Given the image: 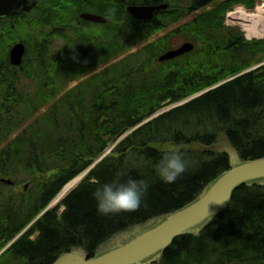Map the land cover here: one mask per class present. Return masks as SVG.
Instances as JSON below:
<instances>
[{
    "label": "trees",
    "instance_id": "trees-1",
    "mask_svg": "<svg viewBox=\"0 0 264 264\" xmlns=\"http://www.w3.org/2000/svg\"><path fill=\"white\" fill-rule=\"evenodd\" d=\"M80 1L81 10L74 6L67 12L69 22L78 26L68 25L71 44L56 54L45 49L50 54L45 56L40 51L35 60V68L41 71L39 79H31L35 91H24L16 72L7 82L11 69L0 66V86L7 85L0 87V142L10 139L0 152V176H14L20 182L25 172L33 190L40 185L30 195L11 192L0 196V250L34 221L69 181L135 129L115 144L112 153L97 163L59 206L45 211L15 240L5 252L10 258L4 257L0 264H51L77 246H84L93 256L113 234L191 202L230 167L226 154L181 151L185 172L174 183H164L155 165L165 152L173 150L170 142L210 144L226 129L243 158L264 155V64L235 76L264 62V38L248 39L240 27L223 25L225 13L236 4L254 10L262 0H225L98 72H94L98 67L162 30L167 19L171 23L182 16L171 13L172 0ZM162 1L169 8L153 20H137L126 10L128 3ZM215 1L180 4L186 5L184 14H191ZM83 10L96 11L110 20L105 24L85 21L79 16ZM17 27L21 25L13 28ZM180 38L192 41L195 48L159 62L158 57L175 47L172 44ZM27 44L30 46L28 40ZM5 49L0 43V53L5 54ZM73 51L79 54V62L71 58ZM228 76L235 77L151 118L161 108ZM49 172L52 175L43 176V182L36 179ZM128 177L148 184L141 206L112 216L98 214L92 192L104 182ZM62 206L65 209L59 212ZM34 233L36 238L31 237ZM160 264H264V186H240L199 236L177 237Z\"/></svg>",
    "mask_w": 264,
    "mask_h": 264
},
{
    "label": "water",
    "instance_id": "water-1",
    "mask_svg": "<svg viewBox=\"0 0 264 264\" xmlns=\"http://www.w3.org/2000/svg\"><path fill=\"white\" fill-rule=\"evenodd\" d=\"M38 1L0 0V17L29 12ZM168 7L169 4L166 2L129 4L127 11L136 19L151 20L159 11ZM81 17L99 23L108 21L105 16L90 12H83ZM194 47L195 44L192 41H186L179 47L164 52L158 59L160 62L170 61L189 53ZM25 53V43H16L10 51V63L20 66ZM185 102L174 104L169 108ZM157 115L159 113L154 116ZM169 146L179 152L226 154L230 167L210 181L191 202L174 211L152 217L143 223L133 224L113 234L97 247L93 256H89L84 246H77L60 254L51 264H160L164 252L177 237L185 234L199 236L201 231L228 205L240 186H264V155L252 159L243 158L239 147L229 139L226 129L220 131L216 140L210 144L201 141L181 144L170 142ZM104 157L105 155H102L98 158L94 165ZM1 182L14 183L9 178H2Z\"/></svg>",
    "mask_w": 264,
    "mask_h": 264
},
{
    "label": "rangeland",
    "instance_id": "rangeland-1",
    "mask_svg": "<svg viewBox=\"0 0 264 264\" xmlns=\"http://www.w3.org/2000/svg\"><path fill=\"white\" fill-rule=\"evenodd\" d=\"M142 1H144V0H142ZM173 1L175 3H173ZM184 1H188V0H172V6L170 7V8H174V11L171 13H175L176 15L177 14L181 15L182 18H179L176 22L169 23L171 20H170V18L167 19L169 17V15H168V17H165V20L167 19L166 21H168V23L165 25V27L162 30H160L158 33L154 34L152 37H150L145 42H142L141 44L132 47L124 55L106 63L103 66L98 67L94 72L100 71L101 68H103V67H108L109 65L113 64L114 62H116L120 58L124 57L125 55L129 54L130 52H135V51L139 50L140 48H142L143 46L164 37L165 35L172 32L173 30L180 28L184 24L190 22L192 19H194L196 16H198L202 12H204L206 10L214 9L218 4H220L221 2H223L225 0H217L214 3L208 5L207 7L202 8L198 11H195L191 14H188V13L184 14V12L187 10L185 8L186 5L180 4L181 2H184ZM263 2H264V0H262L261 2H258L257 4L260 5V3L262 4ZM126 4H127V2H124V5H126ZM74 6H75V8H78L81 10V8H82L81 1L78 2V0H44L42 2V4L39 6V8H37L35 11H33L27 15H23L22 17L19 16L14 20H7L5 18L0 19V43H3L6 45V49H5L6 53L5 54L0 53V66H3L4 69L5 68L11 69V74L6 76L7 82H9L8 80H12L11 75H13L16 72L15 75L18 79V83H19L20 87H22V89L24 91H26V90L35 91V86L33 85L34 81L31 79H35V78L39 79L41 77V71L39 69L37 70L35 68V60L41 54L40 51H43V55H45V56L50 55L48 52L45 51V49H47L50 53L56 54V53L61 52L63 49H66L68 47V43L71 44L70 41L67 40V38H69V32H68L69 27H68V25H73L76 29L78 28V26H75L76 25L75 22H69V20H68L69 17H68L67 12H68V9H71ZM240 6H244L245 8H247L243 4H236L235 6L230 8L225 13V19H224L223 25L225 26V28L226 27L227 28L228 27H240L241 30L245 33L246 38H251L248 36L247 32L245 31V29L243 28V26L240 23L238 24V23L233 22L232 20L229 19V16H228L229 12L236 10ZM83 11H86V10H83ZM105 12L107 13V11H105ZM19 24L21 25L20 28H18V27L13 28L15 25L19 26ZM95 31L97 32L98 28H95ZM251 39H256V37H253ZM24 40H26L25 44L27 46L28 64H26V65L22 64L21 66H19L18 69H16V68L10 66V61H9L10 51H11L12 46L16 42H19V41L24 42ZM27 40L30 42V46L27 44ZM73 41H74V39H71V42L73 44H75V41L74 42ZM185 41H186L185 39L180 38L179 40L177 39V41H175L172 45L176 47ZM76 45H74V46H76ZM42 46L44 47L43 49H41ZM262 64H264V62H262L260 64L253 65L252 67L241 71L240 73L236 74L235 76L241 75V74L249 72L251 70H254ZM26 73L34 74V77L27 76ZM89 76L90 75H88L87 77H83L82 79H86ZM235 76H228L227 78L223 79L222 81H220L216 84H213L208 89H206L202 92L193 94L191 97H188L181 102H184V101L188 102L191 99L198 97L199 94L206 92L211 88H215V87L221 85L222 83H224L228 80H231ZM73 84H74V82L71 83V86ZM4 85L7 86L6 84H4ZM4 85H1L0 87H3ZM181 102H178V103H181ZM178 103H175V104H178ZM172 105H174V104H171V105L165 107L166 109L161 108L158 111L159 115L170 110L171 108H169V107ZM45 109H46V107H43L42 111H44ZM164 109H165V111H163ZM146 121H147V119L144 122H142L141 124L145 123ZM141 124H139V125H141ZM132 130H134V129H131V130L127 131L124 135H122L118 139V141H116V143H118L120 140L125 138L128 134H130L132 132ZM16 134H17V132H15L12 137H15ZM9 140L10 139H7L5 141L0 142V152L6 146V144L9 142ZM116 143L111 144L106 149V151L104 152L103 155L107 156L110 153H112V149L114 148ZM92 165H94V164L92 163L90 165V167ZM90 167H88L87 169H89ZM93 167H91V169L89 171H87L86 173L82 172L83 173L82 178H81L80 182L74 188H76L87 177V175L89 174V172L92 170ZM21 175L22 176H20V178H19V179H21L20 182H16V184L9 185V184L1 183L0 184V196H2L3 194H8V193L10 194L11 192L17 193V195H21L23 193H27L28 195H30V191H33V192L38 191V187H40V185H38V186L35 185L36 188L33 190V184H31V181L27 177V174L25 172H23V174H21ZM51 175H52V172H49V173L44 174V175L38 174L36 179H40L41 182H43V176H45L47 178ZM80 175H81V173L78 176H80ZM5 177L11 178L13 180L16 179V177H14V176H5ZM24 177H26V178H24ZM33 192H31V193H33ZM4 197H6V196L4 195ZM53 201L54 202L51 203L47 207L46 210L52 209V208L56 207L57 205L59 206L61 203L60 202L61 200L56 202L54 199ZM64 209H65L64 206H62L60 208L59 212H62ZM42 213L43 212H41L40 214H42ZM40 214L37 217V219L42 216ZM33 224L30 223L16 237H14L10 242L5 244V246L0 250V261L4 257H7L10 255L8 253L5 254V252L11 246V244H13V242H15V240L20 238V236L22 234H24L26 231H28L29 228L33 226ZM36 235H37V233H34L31 237L36 238ZM7 258H10V257H7ZM14 264H20V263L15 262Z\"/></svg>",
    "mask_w": 264,
    "mask_h": 264
},
{
    "label": "clouds",
    "instance_id": "clouds-1",
    "mask_svg": "<svg viewBox=\"0 0 264 264\" xmlns=\"http://www.w3.org/2000/svg\"><path fill=\"white\" fill-rule=\"evenodd\" d=\"M73 50L75 47H71ZM71 58L77 62L80 56L75 51ZM86 62V61H85ZM186 170V164L179 151L165 152L155 165L158 177L164 183H174ZM96 183V181H93ZM148 189V184L142 179L128 177L125 181L113 180L100 184L93 192L96 202V211L102 216H112L122 212L137 210L142 198Z\"/></svg>",
    "mask_w": 264,
    "mask_h": 264
},
{
    "label": "bare ground",
    "instance_id": "bare-ground-1",
    "mask_svg": "<svg viewBox=\"0 0 264 264\" xmlns=\"http://www.w3.org/2000/svg\"><path fill=\"white\" fill-rule=\"evenodd\" d=\"M229 19L233 22L240 23L249 37L264 36V2L250 11L244 7H238L229 13ZM82 175L70 181L56 196L58 202L64 198L81 180Z\"/></svg>",
    "mask_w": 264,
    "mask_h": 264
},
{
    "label": "flooded vegetation",
    "instance_id": "flooded-vegetation-1",
    "mask_svg": "<svg viewBox=\"0 0 264 264\" xmlns=\"http://www.w3.org/2000/svg\"><path fill=\"white\" fill-rule=\"evenodd\" d=\"M93 4V7H95L96 6V4L95 3H92ZM0 19H4V18H0ZM2 177V176H1ZM1 177H0V179H1Z\"/></svg>",
    "mask_w": 264,
    "mask_h": 264
}]
</instances>
